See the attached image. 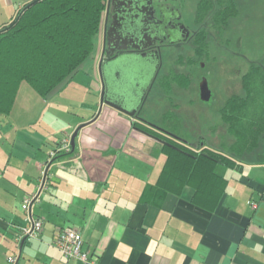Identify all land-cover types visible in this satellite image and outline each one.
Returning <instances> with one entry per match:
<instances>
[{
	"label": "crops",
	"instance_id": "0c3cea01",
	"mask_svg": "<svg viewBox=\"0 0 264 264\" xmlns=\"http://www.w3.org/2000/svg\"><path fill=\"white\" fill-rule=\"evenodd\" d=\"M31 1L0 0V28ZM91 59L94 76L80 69L66 83L79 76L86 97L91 88L96 96L102 91L98 58ZM45 100L23 82L12 112L0 115V264L10 257L16 264H84L55 246L56 233L67 227L82 233L95 264H264V161H247L241 170L218 164L215 172L228 185L213 211L195 202L191 187L159 199L147 192L166 160L156 139L104 105L107 118L82 121L75 150L62 152V140L78 125L51 129ZM45 175L29 214L24 200L40 192ZM31 216L43 220V230L21 247L17 237Z\"/></svg>",
	"mask_w": 264,
	"mask_h": 264
},
{
	"label": "trees",
	"instance_id": "16d2710c",
	"mask_svg": "<svg viewBox=\"0 0 264 264\" xmlns=\"http://www.w3.org/2000/svg\"><path fill=\"white\" fill-rule=\"evenodd\" d=\"M106 5L107 0H40L23 12L13 27L0 32V115L12 112L23 82L47 99L79 72L93 53ZM174 80L179 88L191 84L186 74ZM243 88L247 95L241 100L229 99L222 111L229 143L216 148L203 140L163 141L166 160L158 181L148 185V193L154 191L164 200L168 194L180 195L184 188L191 187L198 205L216 209L228 185V180L215 172L216 166L241 170L264 141V74H246ZM258 97L260 105L253 117L252 105Z\"/></svg>",
	"mask_w": 264,
	"mask_h": 264
},
{
	"label": "flooded vegetation",
	"instance_id": "af4514ba",
	"mask_svg": "<svg viewBox=\"0 0 264 264\" xmlns=\"http://www.w3.org/2000/svg\"><path fill=\"white\" fill-rule=\"evenodd\" d=\"M258 1L260 6L256 8H259L260 14H263L264 0ZM251 2L255 3L254 0ZM247 4L248 0H201L197 4L198 9L194 10L192 3H188L187 0H107L102 49L98 64V69L101 67L104 78L105 99L124 107L131 113L135 112L134 117H130L135 129L158 140L161 144L163 141L167 142V139L187 140L175 133L178 131L179 114L177 104L174 102V94L171 118L173 122L170 126L155 124L146 118L149 116L151 118L153 115L148 114V107L157 108L156 101L154 106L149 105L153 90L159 82L161 85L164 80L171 81L174 88L176 81L174 79L179 74H186L174 67V61H178V58L183 56L179 52L186 46L205 37L204 41L209 48L212 28L221 37L220 31L224 29L225 33L231 24L249 23L252 20L251 13L254 14L256 9L253 10L254 6L248 8ZM187 7L192 11L187 12ZM227 42L230 44L231 39ZM179 55L181 56L178 57ZM251 57L238 48L236 53H227L222 58L224 61L225 59L232 61L235 74L242 77L249 73L264 74V67ZM247 64L248 68L242 75V66ZM257 65L261 67L260 70ZM203 66L205 68V64ZM204 72L201 83L206 80L210 91L209 100L204 102L210 106L217 104L219 107L220 99L217 101V98H214V91L208 78L211 71ZM186 75L189 76V73ZM199 96H201V90H199ZM242 97L234 91L229 99L241 100ZM228 100L219 108V120L224 124V133H226V123L222 111ZM174 104H176L175 108ZM214 113L211 109L206 115L211 117ZM137 125H143L150 132L158 133L159 136ZM208 127L212 135L219 130L216 124H210ZM205 139L204 136L197 138L208 143Z\"/></svg>",
	"mask_w": 264,
	"mask_h": 264
},
{
	"label": "rangeland",
	"instance_id": "374dc122",
	"mask_svg": "<svg viewBox=\"0 0 264 264\" xmlns=\"http://www.w3.org/2000/svg\"><path fill=\"white\" fill-rule=\"evenodd\" d=\"M200 1L201 0H187L188 3H192L194 10L197 8V4L200 3ZM251 1L252 0H248L247 7L252 8L254 6L253 10L256 9V12H254V14L251 13L252 20H250L249 23H238L236 25L233 23L226 29L225 33L224 29L220 31L221 37H219L217 31L212 28L209 48L204 41V37L201 38L200 41L186 46L179 52V54L182 53L183 56H178L180 58H178V61H174V67L176 70H181L186 74L189 73L191 84L188 88H179L176 87L177 85H174L173 88L171 81L164 80L163 83L161 82V85L159 82L158 86H156L153 90V95L149 104L154 106V102L156 101L157 108H147L148 114H153L151 115V118L150 116L146 117L148 120L154 122L155 124H168L170 126L173 122L171 118L173 115L172 97L174 94V102L177 105L179 104L178 114L180 120H177V123H180V127L177 128L179 129L177 133H180L181 136L191 142H194L197 138L204 136L208 144L216 148H222L225 144H227L226 142L229 143L230 138L228 137L226 139L224 133V124L219 120V108L231 97V94L234 91L243 97H245L247 93L243 88V77L235 74L234 72V63L228 59H225L224 61V58L222 57H224L227 53H236L238 48H240V51L251 55V58L255 59L258 64L264 67V13L260 14L259 8H256L257 6H260L259 1L257 2V0H254L256 4ZM244 6H246L245 3ZM190 10L191 9L187 7L186 11L188 12ZM104 16L105 13L103 14L99 33H103ZM99 33L95 37L92 55L85 62L84 66H81L82 68H80L85 72H88V69L89 71L92 70V72H90L92 76H94V71L91 63H94V60L91 58H98L99 64L101 54L100 49L102 45L99 42ZM210 37L208 36V38ZM227 37H230L231 39L230 44L227 42V40H230L227 39ZM169 52L171 53L170 50ZM203 64H205V68ZM247 66L248 64L242 66V75L248 68ZM209 70L211 71L208 77L209 82L214 91V98L216 97L217 101L220 99L219 107L217 104L210 106L201 99V96H199L200 84L205 73L204 71L207 72ZM78 78L67 85L66 83L68 81H66L60 86L61 88H65L61 93L56 92V94H51L47 98H50V100H45L49 107L45 112V122L49 119L51 129L58 128L60 124H72L73 126L78 125V127H80L87 123H81L82 121L85 119L90 120L94 115H99V120L107 118V113L105 112L106 109H103V107L101 110V106L98 105L101 103L102 91L101 96H96L95 92H93V89L91 88V95L86 97L87 92H90V90H86L87 87H83ZM90 85L93 87V83ZM262 94L264 99V90L262 91ZM259 103L260 100L258 97V100H255L253 103L254 105H252L251 115L253 117H255L254 114L258 113ZM176 104H174V108L176 107ZM80 105L83 106V108H80ZM211 109L215 113L213 116L209 117L206 113L211 111ZM210 124H216L218 126L219 130L217 133L215 132V134L212 135L208 127ZM66 129L69 130L70 128L67 127ZM74 132L75 130L72 129V131H69L67 134L71 135ZM156 141L155 145V141L152 140L149 144L158 148L162 144L158 140ZM150 145L146 147L148 151L151 150ZM250 160L255 162L264 161V141L260 149L255 152L254 157L250 158ZM260 171H263L264 173V170Z\"/></svg>",
	"mask_w": 264,
	"mask_h": 264
},
{
	"label": "built area",
	"instance_id": "2783aa9c",
	"mask_svg": "<svg viewBox=\"0 0 264 264\" xmlns=\"http://www.w3.org/2000/svg\"><path fill=\"white\" fill-rule=\"evenodd\" d=\"M60 150L65 153L71 151V138L65 137L62 140ZM40 202V196L38 194L30 195L24 200L23 208L27 213H31L32 205ZM43 220L33 219L30 217V226L22 229L17 239L22 241L24 237H38L43 230ZM55 246L64 254L68 260H79L84 264H95L96 261L90 258L88 253L84 251V238L79 230L74 228H61L56 233ZM10 264H16L17 258L10 257L8 259Z\"/></svg>",
	"mask_w": 264,
	"mask_h": 264
},
{
	"label": "water",
	"instance_id": "95a60500",
	"mask_svg": "<svg viewBox=\"0 0 264 264\" xmlns=\"http://www.w3.org/2000/svg\"><path fill=\"white\" fill-rule=\"evenodd\" d=\"M40 0H32L31 2H29L28 4H26L22 9H21V13L9 24V25H6L5 27H3V28H1L0 29V32H3V31H5V30H8V29H10L11 27H13L15 24H16V22L18 21V19L20 18V16H21V14L25 11V10H27L28 8H30L31 6H33L34 4H36V3H38ZM99 72H100V77H101V82H102V86H103V89H102V98H101V103H100V106H101V110H102V108H103V106L104 105H106V106H110V107H112V108H115L116 110H118L119 112H121V113H123V114H125V115H127V116H129V117H131V118H133L134 117V115H135V112L134 113H131V112H129L127 109H125L124 107H121V106H119V105H117V104H115V103H112V102H110L107 98L105 99V85H104V78H103V75H102V70H101V67L99 68ZM200 90H201V99L203 100V101H207V100H209V98H210V91H209V88H208V84H207V82H206V80H203V82L201 83V85H200ZM99 117V115H97L96 117H95V119L94 120H96L97 118ZM85 127V125H82V126H80V127H78L76 130H75V132H74V134L72 135V137H71V147H72V150L74 151L75 150V146H76V144H75V141H76V137L78 136V134H79V131L82 129V128H84ZM203 145V144H202ZM48 173H46V175H47ZM46 175H45V177H44V182H43V184H42V186H41V188H40V192L38 193V195L40 196V194H41V192H42V190L44 189V185H45V181H46ZM28 240V237L26 236V237H24L23 239H22V241H21V247L25 244V242Z\"/></svg>",
	"mask_w": 264,
	"mask_h": 264
}]
</instances>
